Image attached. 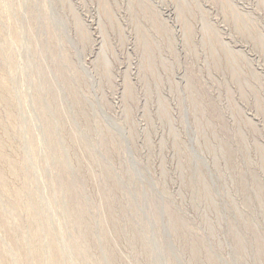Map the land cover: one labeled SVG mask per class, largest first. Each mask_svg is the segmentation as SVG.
<instances>
[{
  "label": "rangeland",
  "instance_id": "374dc122",
  "mask_svg": "<svg viewBox=\"0 0 264 264\" xmlns=\"http://www.w3.org/2000/svg\"><path fill=\"white\" fill-rule=\"evenodd\" d=\"M0 264H264V0H0Z\"/></svg>",
  "mask_w": 264,
  "mask_h": 264
}]
</instances>
